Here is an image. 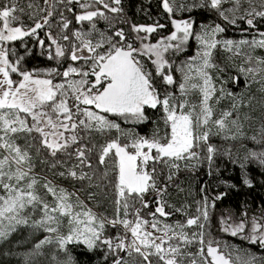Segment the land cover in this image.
<instances>
[{
  "label": "snow or ice",
  "instance_id": "obj_1",
  "mask_svg": "<svg viewBox=\"0 0 264 264\" xmlns=\"http://www.w3.org/2000/svg\"><path fill=\"white\" fill-rule=\"evenodd\" d=\"M160 5L171 26L165 35L157 29L168 26L158 20L131 23L127 33L117 28L129 23L122 0H0L4 256L19 257L20 264H80L71 247L83 246L99 254L97 264H264V204L252 209L245 203L239 214L221 213L213 224L211 211L226 193L212 197L203 185L194 194L179 178L182 169L205 163L212 175L222 156L239 164L249 187V165L264 170V98L258 101L260 127L248 137L245 122L252 117L241 113L244 94L227 87L242 74L246 87L257 83L264 93V54H257L264 50V0H160ZM196 9L223 23L198 24ZM241 24L259 38L223 37L227 26ZM26 37H34L42 50L50 42L46 55L57 65L68 60L78 66L26 68L31 55ZM192 40L195 52L187 55ZM17 41L23 54L10 46ZM221 50L237 75L218 61ZM235 57L242 58L240 64ZM56 75L62 79L54 83ZM224 100L231 102L227 108L220 107ZM118 121L151 122L152 128L141 135ZM216 137L239 140L240 147L233 152L213 142ZM246 139L259 149L248 148ZM172 189L176 203L167 199ZM109 195L113 211L96 210ZM21 228L44 234L24 252L14 251L21 241L12 240ZM221 233L239 237L241 244L217 239Z\"/></svg>",
  "mask_w": 264,
  "mask_h": 264
},
{
  "label": "trees",
  "instance_id": "obj_2",
  "mask_svg": "<svg viewBox=\"0 0 264 264\" xmlns=\"http://www.w3.org/2000/svg\"><path fill=\"white\" fill-rule=\"evenodd\" d=\"M21 2L26 3L27 0H21ZM39 2L43 3V0H39ZM122 2H123L122 6L124 8L123 15L129 21V23H124V24L117 23L116 27L117 28L123 27L126 33L128 32L131 23H137V24L152 23L155 16H159L160 19L167 17V15L164 13L160 5V1H156L155 3H152L147 0H122ZM153 9L155 10L152 11ZM66 15H70V14L66 13ZM192 15L197 20L198 24L201 22L210 23L212 21L223 23L222 21L217 19L215 14H210L205 10L196 9L192 13ZM99 26L102 29L106 27L103 21L99 22ZM247 27L248 26H246L245 24H243L242 28L227 26L226 32L223 33L222 35L225 38H230L235 40H241V39L249 40L253 38L254 35L258 34L255 29H249L248 31L242 30ZM258 27H262V26L258 25ZM42 34L43 32L41 33V37L43 38ZM25 41H27L28 48L30 49L31 52V55L26 56L23 62L24 66L28 69L60 67V70L63 71L64 68L67 66V64L71 62L65 60L62 61L60 65H57V62L55 60H49L46 55V49L48 43L50 42H48L47 40L44 50H42L36 44V41L32 40L31 38L26 37ZM10 46H15L20 54L24 53L23 46L20 44L19 41L15 42L14 45H10ZM42 51H44L45 54H42ZM223 54L224 53L222 50L218 53V57H217L218 61H220L222 64L223 63L229 64L230 62L227 61V57H224ZM180 58L182 59L184 57H180ZM228 73H230L233 76L237 75V68L235 66H232L231 64V66L228 67ZM13 78L14 79L16 78L15 74L13 75ZM60 78H61L60 76L56 78L54 76L53 80L56 81L55 79H60ZM227 87L233 92L239 91L240 89L242 90V88L245 87L244 76L241 74L236 82H230ZM242 113H245L243 109H242ZM150 114L153 116L157 115V113L155 112H152ZM118 122L121 123L122 127L134 129L135 131L139 132L141 135L149 134L152 128L151 122L140 125L134 123L125 124L122 121H118ZM249 135L251 134H247L248 137ZM213 142L223 146L224 148L231 147L233 152H236L241 144V141L239 140L224 141L218 137L213 138ZM243 143L248 148L259 149L260 147V145L254 143L250 139L244 140ZM240 150L242 151V149ZM248 176L249 178L253 179V184L251 187L243 183L244 177L239 167V164H233L230 161H228L227 157L222 156L216 160L212 175H208V168H207V164L205 163L196 169H187V170L182 169L179 178L181 181L185 182L183 184L184 187H187L189 183L191 184L192 191L194 194L203 185H208L207 191L208 194L212 197H215L220 192L226 193V195H224L222 199L216 201V207L211 211L212 223L215 224L216 221L219 219L221 213L227 214V212L231 210L233 213L239 214L245 203H247L252 209H257L259 205L264 204V170L260 169L256 165H249ZM223 182H227V183L225 184ZM230 185H235V187H230ZM76 186L77 188L81 187L79 183H76ZM171 192H172L171 197H168L167 199H169V202L171 203H176L179 198L176 196V192L174 189H172ZM88 202L94 205L93 201H88ZM102 203H103V207L96 210L99 211L106 210L105 214H110L113 211L112 203H111V195H109L107 200L102 201ZM150 207L154 208L155 205L153 204ZM146 218L150 219V217L147 216ZM23 232H26V230H21L20 233L18 232L16 234H13L12 240L13 241L22 240L23 243L26 242V244L30 245V242L35 243L37 242L38 239L43 238V234L38 235L36 239H33L30 236L31 241H27L28 240L27 236ZM227 236L230 235L226 233H221L220 236H217V239H223ZM71 251L76 256L80 264H97L99 254L93 255L92 253H88L83 248V246L79 248L71 247ZM125 259H128L126 254H125ZM16 262L17 259L15 257L9 258L4 256L2 253H0V264H16Z\"/></svg>",
  "mask_w": 264,
  "mask_h": 264
},
{
  "label": "rangeland",
  "instance_id": "obj_3",
  "mask_svg": "<svg viewBox=\"0 0 264 264\" xmlns=\"http://www.w3.org/2000/svg\"><path fill=\"white\" fill-rule=\"evenodd\" d=\"M147 1H149V2H152V3H155L156 1H160V0H147ZM77 10H79L78 9V5H77ZM155 9H153L152 11H154ZM156 15V14H155ZM177 16H180V15H183V16H185V17H187L189 14L188 13H184V14H180V13H177L176 14ZM159 21L160 23H164V24H166L168 27L167 28H165V29H157V32L160 34V35H165V34H167V32H168V28H170L171 26H170V23H169V20H168V17H165V18H161L160 19V17L159 16H155L154 17V19H153V22L154 21ZM152 22V23H153ZM87 22H85V24H86ZM144 24H151V23H144ZM246 25V24H245ZM247 26V25H246ZM98 27L99 28H101L100 26H99V23H98ZM234 27H238V28H242L243 27V24H241V25H239V26H234ZM102 29V28H101ZM43 32V30H40V34ZM43 35V34H42ZM254 36H256V38H259V36H258V34L257 35H254ZM156 38H158L157 37V33H153L152 34V36H151V39H152V41L154 42L155 41V39ZM225 38V37H224ZM248 38H251V37H248ZM32 40H35V38L33 37V38H31ZM228 39H230V38H228ZM252 39V38H251ZM251 39H249V40H251ZM233 40H235V39H233ZM28 41V40H27ZM26 41V42H27ZM194 52H195V41L194 40H192V41H190V47L188 48V52H187V55H191V54H194ZM224 54H223V56L224 57H227L229 54L228 53H225V52H223ZM257 54H264V50H260V49H257ZM183 57V56H182ZM241 60H242V58L241 57H235L234 58V64H240L241 63ZM70 63H73L75 66H78V64H79V62H70ZM231 64L233 65V62L231 63H229V65L231 66ZM59 75H56L55 76V78L56 77H58ZM176 76L178 77L179 76V73H176ZM61 79L62 78H60V79H55L56 81H54V83L55 82H60L61 81ZM244 83H245V81H244ZM259 87H260V85L259 84H257V83H252L249 87H243L242 88V90L240 89L239 91H235V93H243L244 94V100H245V103H244V105L241 107V113H242V109H243V111L245 112V113H247V114H249L251 117H252V120L251 121H246L245 122V132L247 133V134H251V135H249V137H251L252 135H254L255 133H256V131L259 129V127H260V116H261V106H260V104L258 103V101H260L261 100V98H264V93H262V92H260V91H258V89H259ZM249 97H253V99L251 100V103H249V101H248V98ZM197 98V96L194 94L193 95V97H192V99H196ZM231 102L229 101V100H224V101H222V103H221V105H220V107L221 108H227L228 106H229V104H230ZM243 114V113H242ZM37 170H39V169H37ZM62 183L66 186V187H70L71 188V183L72 182H70V181H67V180H64V181H62ZM76 188H77V186H76ZM81 195H82V197H83V193H81ZM86 203H88L89 204V206H93L91 203H89L88 201H86ZM169 219V222H171V220L172 219H174V218H168ZM21 230H26V232H23V233H25L26 234V236H27V241H31L30 240V236L33 238V239H36V237H38V235H41V234H43L42 232H40V233H35V234H32V233H30V231L28 230V229H25V228H21L20 230H19V233H20V231ZM24 234V235H25ZM44 235V234H43ZM25 239V238H24ZM222 240H226V241H228L229 243H232V244H241V241H240V238L239 237H231V236H227V237H225V238H223ZM21 241V244H20V246L19 247H17V248H15L14 249V251H18V252H24V251H27V250H29L32 246H33V244L34 243H32V242H30V245L29 244H26V242L25 243H23L22 242V240H20ZM27 245H29V246H27ZM243 246H247V247H252L253 248V246H250V245H247V244H245V245H243ZM253 250V249H252ZM253 251H256V250H253ZM45 252L47 253L48 252V248H45ZM10 258V257H9ZM16 259H17V262H16V264H20V258L19 257H15Z\"/></svg>",
  "mask_w": 264,
  "mask_h": 264
},
{
  "label": "flooded vegetation",
  "instance_id": "obj_4",
  "mask_svg": "<svg viewBox=\"0 0 264 264\" xmlns=\"http://www.w3.org/2000/svg\"><path fill=\"white\" fill-rule=\"evenodd\" d=\"M122 4H123V2H122ZM251 246V245H250ZM253 250H256V251H258V249L257 248H255L254 246H253V248H252Z\"/></svg>",
  "mask_w": 264,
  "mask_h": 264
}]
</instances>
